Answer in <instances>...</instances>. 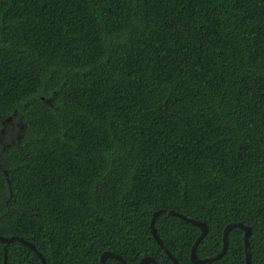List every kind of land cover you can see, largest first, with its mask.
<instances>
[{"label": "trees", "instance_id": "1", "mask_svg": "<svg viewBox=\"0 0 264 264\" xmlns=\"http://www.w3.org/2000/svg\"><path fill=\"white\" fill-rule=\"evenodd\" d=\"M160 208L206 223L199 258L248 225L264 264V0H0V235L46 264H173ZM154 224L195 264L196 225ZM243 235L201 264H246ZM6 264L41 260L13 241Z\"/></svg>", "mask_w": 264, "mask_h": 264}, {"label": "water", "instance_id": "2", "mask_svg": "<svg viewBox=\"0 0 264 264\" xmlns=\"http://www.w3.org/2000/svg\"><path fill=\"white\" fill-rule=\"evenodd\" d=\"M160 213H166V214H170L173 216H177V217H179V218H181V219H183V220H185V221H187L193 225H196L200 229V233L197 236V238L195 239V241L192 244L191 249H190V259L193 263H195V264L209 263L215 259L220 258L225 253V251L227 249L228 232L233 227H238V228L242 229L244 232L243 242H244V247H245V263L251 264L250 246H249V241H248V237L251 233V229L248 225H245L241 222H235V223L227 224L224 227L223 232H222V248H221V250L217 254H215L214 256L207 257V258H199L196 254V248H197L199 241L203 238V236L207 232L208 228H207L206 223L203 221L197 220V219L189 218L186 215H183V214H181L175 210H172V209L160 208V209H158L152 213V217L150 220V230H151L152 237L156 240L158 245L164 250V252L170 258V260L173 262V264H179V263H178L177 259L171 254V252L165 247V245L163 244L162 240L158 236L156 229H155V224H154L155 219ZM13 241L21 242L24 245L31 248L36 253V255L40 258L41 264H46L45 257L37 250V248L35 247V245L32 242H30V241H28V240H26L23 237L18 236V235H11V236L0 235V242L5 244L3 247V251H4V253H3V264H6V244L11 243ZM109 257L118 260L119 262H121V264H127L121 255L116 254L114 252H111L109 250L103 251L100 254L101 264H107L106 260ZM148 263L158 264L156 259L151 257V256H145L140 261V264H148Z\"/></svg>", "mask_w": 264, "mask_h": 264}]
</instances>
